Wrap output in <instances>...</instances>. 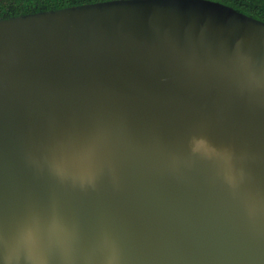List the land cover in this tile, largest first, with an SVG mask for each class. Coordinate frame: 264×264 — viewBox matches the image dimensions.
Segmentation results:
<instances>
[{
  "label": "water",
  "instance_id": "obj_1",
  "mask_svg": "<svg viewBox=\"0 0 264 264\" xmlns=\"http://www.w3.org/2000/svg\"><path fill=\"white\" fill-rule=\"evenodd\" d=\"M183 1L0 21V238L39 229L63 264H264V23L162 9Z\"/></svg>",
  "mask_w": 264,
  "mask_h": 264
},
{
  "label": "trees",
  "instance_id": "obj_2",
  "mask_svg": "<svg viewBox=\"0 0 264 264\" xmlns=\"http://www.w3.org/2000/svg\"><path fill=\"white\" fill-rule=\"evenodd\" d=\"M128 0H108V2ZM233 9L264 23V0H204ZM106 2V3H108ZM240 3H245L241 7ZM101 4L100 0H0V21L66 11ZM246 7L253 11H245Z\"/></svg>",
  "mask_w": 264,
  "mask_h": 264
},
{
  "label": "snow or ice",
  "instance_id": "obj_3",
  "mask_svg": "<svg viewBox=\"0 0 264 264\" xmlns=\"http://www.w3.org/2000/svg\"><path fill=\"white\" fill-rule=\"evenodd\" d=\"M108 0H100L106 3ZM202 33H207V29H201ZM44 240L43 232L39 229H29L13 238L11 243L0 238V264L4 261H12L14 264H23L25 259L34 258L40 250ZM64 260H72L73 255L69 248L63 254Z\"/></svg>",
  "mask_w": 264,
  "mask_h": 264
},
{
  "label": "rangeland",
  "instance_id": "obj_4",
  "mask_svg": "<svg viewBox=\"0 0 264 264\" xmlns=\"http://www.w3.org/2000/svg\"><path fill=\"white\" fill-rule=\"evenodd\" d=\"M195 2L193 1H183L181 3L173 4V5H163L162 9L165 11H173V12H183L189 16L195 17L200 20H206V21H213V22H220L224 24L230 23L233 26H248L249 21H256L253 18L243 16L242 14L237 13L234 10H231L229 8L223 7L221 5H217L214 3H211L210 5L206 4L205 2H198L207 6H195ZM221 7L222 9H216L217 6ZM216 7V8H213ZM226 9V10H223ZM248 18V19H247ZM251 19V20H249ZM252 21V22H254ZM258 22V21H257ZM246 28V27H245ZM258 28H255V30Z\"/></svg>",
  "mask_w": 264,
  "mask_h": 264
},
{
  "label": "clouds",
  "instance_id": "obj_5",
  "mask_svg": "<svg viewBox=\"0 0 264 264\" xmlns=\"http://www.w3.org/2000/svg\"><path fill=\"white\" fill-rule=\"evenodd\" d=\"M69 243L63 240H51L44 237L40 250L34 258L25 259L23 264H57L59 258L63 264V254ZM2 264H14L12 261H4Z\"/></svg>",
  "mask_w": 264,
  "mask_h": 264
},
{
  "label": "bare ground",
  "instance_id": "obj_6",
  "mask_svg": "<svg viewBox=\"0 0 264 264\" xmlns=\"http://www.w3.org/2000/svg\"><path fill=\"white\" fill-rule=\"evenodd\" d=\"M182 88L185 89L184 87H182ZM91 98H92V94H91ZM79 104H81V102L80 103L75 102V99H74V101H71L67 105V108H70V107H73L74 105H79ZM118 104L120 106H124L125 105V101L124 100H121ZM57 107H59V102L56 103V108ZM231 114H232V118H233L234 121H242L244 123L247 122L246 121L247 118L244 115L240 116V114L235 113L234 111ZM242 168H243L242 163L238 159L237 162H236V168L234 169V172L236 173L235 176H234V179H233L234 182L230 186V190L233 191L236 195L246 196L248 193H250V185H248L246 188H243V189H240L239 187L236 186V182L239 181V179H238L239 178L238 173L241 171L240 169H242ZM244 171H245V169H244ZM139 174H141L140 171H139ZM247 180H249V179H247ZM212 194H214L213 199L216 200L222 194V190H220L218 187L215 188V186H214V188L212 190ZM251 200H252V197L249 199V202H251ZM240 211L241 210H239V212Z\"/></svg>",
  "mask_w": 264,
  "mask_h": 264
},
{
  "label": "flooded vegetation",
  "instance_id": "obj_7",
  "mask_svg": "<svg viewBox=\"0 0 264 264\" xmlns=\"http://www.w3.org/2000/svg\"><path fill=\"white\" fill-rule=\"evenodd\" d=\"M240 6L244 7V6H248V5H245V3H240ZM245 11H253V10H251V8L249 9L248 7H246Z\"/></svg>",
  "mask_w": 264,
  "mask_h": 264
}]
</instances>
